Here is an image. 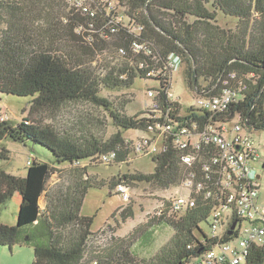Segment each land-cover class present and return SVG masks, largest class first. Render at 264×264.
Listing matches in <instances>:
<instances>
[{
  "label": "trees",
  "instance_id": "obj_1",
  "mask_svg": "<svg viewBox=\"0 0 264 264\" xmlns=\"http://www.w3.org/2000/svg\"><path fill=\"white\" fill-rule=\"evenodd\" d=\"M83 1L95 8L94 16L84 14L68 0H0V93L31 96L27 117L66 103L85 102L101 109L115 128L107 138L88 132L80 139L27 117L0 121V140L31 142L54 157L47 163L30 156L24 176L0 170V206L14 192L20 193L15 225L0 223V247H8L11 253L15 244L32 246L31 264L188 263L190 257L201 255L218 240L211 238L210 226V234L200 228L209 220L208 203L182 211H170L166 203L123 237L113 236L114 228L109 226L92 231L94 216L81 214L92 185H108L111 192L118 184L169 190L178 187L184 176L179 153L170 143L165 151L151 155L155 164L151 173L133 171L108 180L88 175L89 166L128 164L135 153L121 131L134 128L145 132L154 121L146 115L148 100L141 112L128 115L131 98L115 103L101 92L128 91L140 77L157 83L146 90H154L160 109H169V120H222L223 116L209 112L196 113L192 106L187 114H180L179 101L167 96L171 84L148 75L150 68H162L169 56L175 55L184 63L185 79L193 94L216 93L219 78L234 73L231 83L242 88L229 116L237 112L250 128H264V0H113V10L100 0ZM118 16L122 21L117 23ZM133 40L151 43L161 60L155 63L149 56L133 52ZM105 51L112 59L102 56ZM141 63L145 65L142 68ZM81 121L84 126L93 118ZM113 151L115 157L103 162L102 157ZM7 152L2 148L0 158L6 159ZM62 166L69 168L67 184L58 176L62 180L48 186V179ZM42 194L45 203L41 208ZM117 212L122 221L133 214L130 204ZM161 225L172 229L169 240L153 255L137 257L134 243L148 242L152 231ZM96 237L104 240L97 247L91 244ZM250 252L245 264H264V245L253 246Z\"/></svg>",
  "mask_w": 264,
  "mask_h": 264
},
{
  "label": "built area",
  "instance_id": "obj_2",
  "mask_svg": "<svg viewBox=\"0 0 264 264\" xmlns=\"http://www.w3.org/2000/svg\"><path fill=\"white\" fill-rule=\"evenodd\" d=\"M68 2L84 14L95 15V8L83 0ZM100 3L106 4L109 10L116 8L113 0H100ZM121 21V16L116 17L117 23ZM131 50L149 56L155 63L162 58L149 42L133 40ZM123 52L124 49L120 48V53ZM169 60L162 64V68H150L148 75L166 79L170 85L173 63ZM139 65L141 68L145 66L143 63ZM234 78V73L221 76L215 84L217 92L214 94L194 92L199 110L216 117L223 116L222 120L218 118L216 121L206 118H190L189 122L169 120V109L167 112L160 109L154 100V90H146L149 108L146 115L154 118L145 131L149 136L126 140L137 155L151 156L163 152L168 143L179 153L184 176L178 188L186 193L181 191L164 196L160 211L166 203L170 211L186 210L198 203L210 205L211 238L218 240L201 255L190 257L188 264H245L251 248L264 245V206L257 203L258 180L253 176L255 162H261L264 169V153L251 135L255 129L248 126L246 119L237 112L229 116L230 107L240 100L239 90L242 88L231 83ZM167 96L175 99L170 89ZM4 119L6 116L1 115L0 121ZM115 155L114 151L110 152L102 157V161L107 163ZM116 191L124 200L129 199L130 190L126 185L118 184ZM233 222L235 225L231 229ZM229 230L230 234L227 233ZM225 236L229 239L225 240Z\"/></svg>",
  "mask_w": 264,
  "mask_h": 264
},
{
  "label": "rangeland",
  "instance_id": "obj_3",
  "mask_svg": "<svg viewBox=\"0 0 264 264\" xmlns=\"http://www.w3.org/2000/svg\"><path fill=\"white\" fill-rule=\"evenodd\" d=\"M107 55V51L102 54V56H106V59H112ZM169 59V61L173 63L170 91L181 105L180 114H187L188 108L191 106L195 108L196 113H201L197 98L187 85L184 63L175 55H170ZM156 85L157 83L154 81L136 77L128 91L122 89L119 91H103L101 93L115 103L122 99L131 98L126 107V114L134 115L141 112L148 100L146 96L147 86ZM31 99V96H16L0 93V116L5 115L6 118L11 121H20L22 118L27 117ZM27 118L41 125H51L60 132L67 131L80 139H82L81 137L83 136H88V132H92L98 137L107 138L115 130V128L108 123L109 120L101 109L85 102H70L63 104L58 109H43L30 114ZM90 118H93V121L89 124L87 120ZM80 120H82L81 122L86 121L87 124L82 126L79 124ZM97 121H104L105 124H99ZM121 133L124 138L130 140L149 136L145 135V132L142 130L134 128L122 130ZM251 135L257 143L259 142V144L264 145V128L252 130ZM157 147H160V143L157 144ZM2 148H5L8 152L6 153V159L0 158V170H4L13 175H25L27 168L26 161L30 156L37 161H44L47 163H52L54 161V157L50 151L31 142L23 144L4 138L0 140V151ZM154 166L155 164L151 156L131 154L128 164H113L109 167L105 165L89 166L87 168V173L89 176H95L98 180H108L118 174L133 171L151 173L154 170ZM67 173H69V168L67 166L59 168L58 171L48 179V186L55 185L62 179L66 182L65 184H67L69 179ZM253 173L260 174V179H258L261 185L259 204L263 205L264 169L261 167L260 162L255 163L253 166ZM58 176L62 178L60 181L57 179ZM130 187V198L127 201L117 193L116 189L112 188L113 190L111 192L108 185H92L88 188L81 208V214L85 216H94L91 225L92 231L97 232L109 226L110 228H114V231H112L113 236L123 237L136 225L144 222L147 215H151L158 210L163 202L162 198L164 196L179 193L181 191L186 193L185 190H181L178 187L169 190L151 188L142 184H134ZM19 203L20 193L14 192L12 196L0 206V223L15 225ZM44 203L45 196L42 194L39 200L41 208L44 206ZM127 204L131 205L133 214L131 217L122 221L117 211ZM117 221L119 224H117ZM208 224L209 222H202L200 228L203 232L210 234ZM172 233L171 228L161 225L152 231L151 238L148 242L137 240L132 249L135 251L137 257L151 256L169 240ZM196 236L200 238L202 235L196 231ZM103 241L102 238L96 237L91 244L97 247L98 245H102ZM231 243H234V241H231ZM0 256L5 264H31L33 260V249L30 245L15 244L12 247L11 254L8 247H0ZM184 264L188 263L184 262Z\"/></svg>",
  "mask_w": 264,
  "mask_h": 264
},
{
  "label": "crops",
  "instance_id": "obj_4",
  "mask_svg": "<svg viewBox=\"0 0 264 264\" xmlns=\"http://www.w3.org/2000/svg\"><path fill=\"white\" fill-rule=\"evenodd\" d=\"M256 143H257V141H256ZM257 145H258V147H259V149L261 150V148H262V150H261V152H262V154L264 153V145H261V144H259V142L257 143ZM255 163H257V162H255ZM255 163L253 164V166L255 165ZM260 164H261V162H260ZM261 166H262V164H261ZM253 176L258 180V179H260V174L259 173H253ZM260 182L258 181V195H257V203L259 204V192H260ZM259 205H261V204H259ZM263 206H264V204H263ZM11 254H12V248H11ZM1 257V256H0ZM0 264H5L3 261H2V259L0 258Z\"/></svg>",
  "mask_w": 264,
  "mask_h": 264
},
{
  "label": "water",
  "instance_id": "obj_5",
  "mask_svg": "<svg viewBox=\"0 0 264 264\" xmlns=\"http://www.w3.org/2000/svg\"><path fill=\"white\" fill-rule=\"evenodd\" d=\"M234 225H235V222H233V223L231 224L230 228L233 229V228H234ZM227 233L230 234L231 231L229 230Z\"/></svg>",
  "mask_w": 264,
  "mask_h": 264
}]
</instances>
